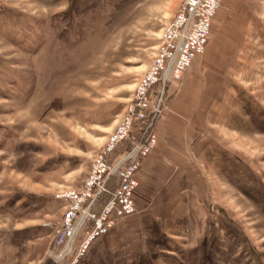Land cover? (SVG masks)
<instances>
[{
  "label": "rangeland",
  "instance_id": "1",
  "mask_svg": "<svg viewBox=\"0 0 264 264\" xmlns=\"http://www.w3.org/2000/svg\"><path fill=\"white\" fill-rule=\"evenodd\" d=\"M183 2L0 0V264H264V0H223L165 76ZM128 117L106 158L139 147L136 210L87 243L95 195L66 192Z\"/></svg>",
  "mask_w": 264,
  "mask_h": 264
},
{
  "label": "built area",
  "instance_id": "2",
  "mask_svg": "<svg viewBox=\"0 0 264 264\" xmlns=\"http://www.w3.org/2000/svg\"><path fill=\"white\" fill-rule=\"evenodd\" d=\"M222 1L184 0L181 9L177 13L178 17L175 20V29L167 33L168 38L176 37L178 42H176L174 50L170 54L165 76L169 70L173 69L175 75L179 77L183 70L192 63L194 56L204 50L212 30L213 17L216 15ZM157 62L145 77L143 81L144 85L140 86V93L144 92L145 85H150L156 78L155 75L159 69L163 68V59H159ZM130 129L131 120L128 117L123 121L118 132L111 137L106 150L95 156L89 176L84 183L83 191L80 193L74 191L66 192L67 196L77 199L78 202H84L91 198L93 194L95 195L86 214L77 221H71L68 225L69 235H75L85 222L84 220L88 219L93 222L92 228L87 233V243H89L99 236L108 233L115 224V218H122L126 214L135 212L134 193L137 187L135 174L140 166V160L139 157H134V155L137 153L139 147H135L132 151L128 152L123 156V159L114 165H110L106 158L107 154L114 150L115 146L121 142ZM141 149L142 153L145 154L147 152V149L143 147ZM114 174H117L119 180L117 190L99 212H92L93 204L105 190L107 182ZM63 255L64 253H62L61 257Z\"/></svg>",
  "mask_w": 264,
  "mask_h": 264
},
{
  "label": "crops",
  "instance_id": "3",
  "mask_svg": "<svg viewBox=\"0 0 264 264\" xmlns=\"http://www.w3.org/2000/svg\"><path fill=\"white\" fill-rule=\"evenodd\" d=\"M258 1V0H257ZM187 95V94H186ZM186 95H181V96H179V98L181 99V100H183V101H186V102H190L191 100H188V98H192V97H190V96H186ZM193 99V98H192ZM140 179V178H139ZM138 179V180H139ZM142 175H141V181H142ZM170 230H172V228H169Z\"/></svg>",
  "mask_w": 264,
  "mask_h": 264
},
{
  "label": "trees",
  "instance_id": "4",
  "mask_svg": "<svg viewBox=\"0 0 264 264\" xmlns=\"http://www.w3.org/2000/svg\"><path fill=\"white\" fill-rule=\"evenodd\" d=\"M45 264H55L52 260H48Z\"/></svg>",
  "mask_w": 264,
  "mask_h": 264
}]
</instances>
